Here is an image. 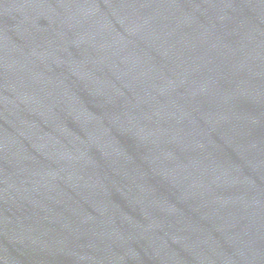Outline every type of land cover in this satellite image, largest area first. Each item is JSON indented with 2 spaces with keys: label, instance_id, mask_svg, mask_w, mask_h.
<instances>
[{
  "label": "water",
  "instance_id": "water-1",
  "mask_svg": "<svg viewBox=\"0 0 264 264\" xmlns=\"http://www.w3.org/2000/svg\"><path fill=\"white\" fill-rule=\"evenodd\" d=\"M0 264H264V0H0Z\"/></svg>",
  "mask_w": 264,
  "mask_h": 264
}]
</instances>
